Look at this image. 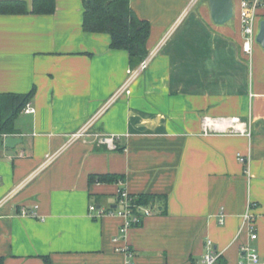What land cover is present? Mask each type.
Wrapping results in <instances>:
<instances>
[{
	"label": "crops",
	"instance_id": "0c3cea01",
	"mask_svg": "<svg viewBox=\"0 0 264 264\" xmlns=\"http://www.w3.org/2000/svg\"><path fill=\"white\" fill-rule=\"evenodd\" d=\"M130 2L156 54L114 102L133 67L108 33L84 30L83 0L0 13V104L35 88L36 108L0 135L4 264H199L208 237L220 264H238L250 204L264 258V49L244 53L239 15L216 24L206 0ZM97 173L125 179L90 182ZM119 189L167 201L122 232Z\"/></svg>",
	"mask_w": 264,
	"mask_h": 264
},
{
	"label": "trees",
	"instance_id": "16d2710c",
	"mask_svg": "<svg viewBox=\"0 0 264 264\" xmlns=\"http://www.w3.org/2000/svg\"><path fill=\"white\" fill-rule=\"evenodd\" d=\"M83 28L87 32H105L111 37L112 49L125 50L129 54L132 67L137 66L149 53L148 39L151 24L140 18L131 6L130 0H83ZM264 6V4H263ZM56 10V0H32L29 9L26 0H0V13L8 14H51ZM259 16H261L259 11ZM260 19H262L260 17ZM35 88L27 93L13 95L10 102L3 100L0 104V135L13 132V119L25 108L33 97ZM124 174L97 173L90 175V182H116L124 180ZM137 206L153 207L157 201L165 206L167 196L163 194L140 193L130 194ZM135 207L136 212L139 207ZM162 211V213H164ZM143 223V222H142ZM136 224L135 226L142 225ZM131 251V250H130ZM46 263H49L48 258ZM0 264H4V257L0 256Z\"/></svg>",
	"mask_w": 264,
	"mask_h": 264
},
{
	"label": "built area",
	"instance_id": "2783aa9c",
	"mask_svg": "<svg viewBox=\"0 0 264 264\" xmlns=\"http://www.w3.org/2000/svg\"><path fill=\"white\" fill-rule=\"evenodd\" d=\"M264 0H241V10L239 13L241 32H242V50L248 55H252L255 45H258L257 35L259 32L260 16L259 10L263 6ZM156 52L152 51L136 66L128 69V77L124 84L117 90V92L110 98L109 102H114L122 94L131 93L132 83L140 76V74L148 67L150 61L155 56ZM24 111L27 113H34L36 108L28 103ZM245 132L244 130H241ZM83 132H77L75 137L82 136ZM103 142L107 143L110 147L116 148L113 137H106ZM56 154L48 155L46 165L51 162ZM239 160L247 163L249 159L242 154H239ZM119 209L115 210L118 215L125 218L121 227V231H126L129 227L135 226L143 222L144 218L153 214V210L149 206H137L133 203L132 196L124 189H119L117 194ZM139 207L140 212H136L135 207ZM90 210H97L96 205H90ZM109 211L113 212L112 209ZM25 212V210H24ZM101 214L103 211H101ZM244 223L249 231V242H246L240 247V258L238 264H264V258L260 252L253 247L251 241L258 238L256 229V218L252 212V204L244 214ZM222 252L217 248L214 240L208 237L205 241V250L199 264H220Z\"/></svg>",
	"mask_w": 264,
	"mask_h": 264
},
{
	"label": "water",
	"instance_id": "95a60500",
	"mask_svg": "<svg viewBox=\"0 0 264 264\" xmlns=\"http://www.w3.org/2000/svg\"><path fill=\"white\" fill-rule=\"evenodd\" d=\"M208 1L211 18L216 24H225L234 17V1L233 0H206ZM259 45L264 49V18L260 20L259 32L257 35ZM22 141L20 137L7 136L5 145L14 148Z\"/></svg>",
	"mask_w": 264,
	"mask_h": 264
},
{
	"label": "rangeland",
	"instance_id": "374dc122",
	"mask_svg": "<svg viewBox=\"0 0 264 264\" xmlns=\"http://www.w3.org/2000/svg\"><path fill=\"white\" fill-rule=\"evenodd\" d=\"M194 1V0H193ZM240 10H241V7H240V5H238V0H234V14H235V18H238V15H239V13H240ZM264 10V8H262L261 9V12L260 13H262V11ZM260 11V10H259ZM261 18L262 17H264V15L263 14H261V16H260ZM259 45V44H258Z\"/></svg>",
	"mask_w": 264,
	"mask_h": 264
}]
</instances>
